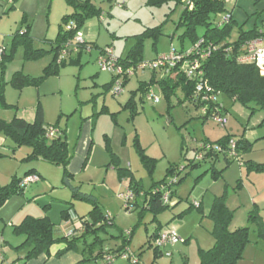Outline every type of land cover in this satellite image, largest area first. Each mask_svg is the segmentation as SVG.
I'll return each instance as SVG.
<instances>
[{
  "label": "rangeland",
  "instance_id": "1",
  "mask_svg": "<svg viewBox=\"0 0 264 264\" xmlns=\"http://www.w3.org/2000/svg\"><path fill=\"white\" fill-rule=\"evenodd\" d=\"M91 1L101 8L102 14L88 19L79 29L84 40L91 42L88 43L90 53L87 50L81 53L79 65L67 64L38 86H25L22 93L10 84L11 75L21 70L33 77L40 76L52 54L24 60L23 48L18 46L4 71L0 67V86L3 84V89L7 90V101L15 105L40 103L45 122H57L65 129L71 154L66 166L70 175L65 177L61 166L32 161L37 162L33 167L42 178L25 185L22 195L11 196L0 207V264H12L20 255L15 247L24 236L14 233L13 226L21 222L25 213L33 217L47 215L53 223V235L61 237L74 232L77 223L80 224L81 218L95 205L102 213L112 216L113 224L104 223V230L97 231L102 241L92 245L93 254L100 249L118 248L128 239V231H132L126 247L139 257V264H199V248L206 250L214 241L213 221L208 214L214 198L222 195L228 209L233 211L229 229L249 226V242L236 264H264V239L257 234L256 222L249 220V213L257 208L264 224V172L250 170L245 163L250 159L264 162V109L250 113L239 102L221 94L218 100L227 112L223 114L226 124L220 126L212 117L204 118L202 109L187 100L183 83L166 94L158 82H152L151 90L158 101L151 103L139 89L134 98L137 113L133 116L131 109L123 107L124 103L139 82L148 81L152 71L147 69L130 76L122 92L113 95V84L107 86L112 74L101 71L97 65L99 48L110 47L115 56L123 57L140 42L142 61L167 54L171 49L188 50L192 44L178 22L189 0H162L159 4H154L157 0ZM226 9L234 21L229 41L235 40L239 28L248 30L255 23H264V0H230ZM72 12L73 8L65 0H13L12 3L0 0V46H7L16 31L28 30L33 47L48 50L50 40L57 37L62 17ZM159 29L161 33L155 34ZM202 31L201 27L196 30L198 35ZM71 41L74 44L73 38ZM73 55L77 57L78 53ZM156 75L155 81L163 77L159 70ZM177 76L175 71L173 78ZM4 107L8 108L0 104V111L6 110ZM227 133L234 137L243 135L252 142L251 149L242 154V163L234 159L226 164L220 155L214 161V168L223 171L216 178L209 170V162L201 161L195 168L189 166L200 142L215 141ZM136 139L147 158L143 159L137 151ZM15 151L9 159L0 160V185L10 181L12 174H6L5 170L19 166L18 162L29 148L23 146ZM173 164L175 173L167 175V168ZM17 170L23 173L21 168ZM172 177H176L177 182L171 186L173 195L169 207L157 214L156 220L148 210L140 216L139 205L131 204L125 209L131 180H140L141 188L148 190L152 183ZM137 197L140 204L142 196ZM13 218L15 222L10 225ZM156 228L159 232L173 229L181 238L173 247L161 249L168 250L170 255L163 253L155 258L153 240L150 241L149 236ZM93 237L90 234L87 243L92 242ZM104 261L98 258L85 264H105ZM112 264L133 263L118 257Z\"/></svg>",
  "mask_w": 264,
  "mask_h": 264
},
{
  "label": "trees",
  "instance_id": "2",
  "mask_svg": "<svg viewBox=\"0 0 264 264\" xmlns=\"http://www.w3.org/2000/svg\"><path fill=\"white\" fill-rule=\"evenodd\" d=\"M161 1L162 0H157L154 4H159ZM65 2L73 8V12L62 17L57 37L55 40L50 41V49L34 48L32 38L28 35V30L23 32L16 31L11 36L7 46H4L0 58V67L2 69L5 68L6 63L13 58L14 52L18 46L23 48L24 60L38 59L49 52L52 54L51 61L44 67L43 73L38 77L27 75L21 70L15 71L10 79V84L14 88L20 90L27 85L38 86L47 77L57 75L60 68L65 65H79V56L84 49H86V45H88L86 41L82 45H76L77 49L75 52L78 53V56L72 62H67L65 57L58 62V56L63 50H67L66 54L73 51L74 48L71 38L75 35L76 30H79L88 19L94 16L99 17L102 14V10L95 6L91 0H65ZM227 3L228 1L225 0H189L187 6L181 12L178 24L182 25L184 28L183 35L190 39L192 46L200 40L202 41L198 46L199 50H206L208 46H211L209 54L201 60L200 69L202 70L201 76L203 80L208 83L214 93L219 92V95L223 94L239 102L252 113L255 109H264V75L260 74L253 63H239L237 58L243 51V42L255 37L260 30H263L264 23H261V25L255 23L253 27L248 30L239 28L235 40L229 41L228 39L231 36L234 21L231 12L226 9ZM225 14L230 15V19L227 23L220 24V19ZM70 20L71 23L68 24ZM70 24L74 25V27L67 29L66 26ZM63 25H66L64 30ZM198 27L203 29L202 34H197L196 30ZM160 33V29L155 32V34ZM141 50V43L136 42L126 56H118V59L124 67H135V65L142 61ZM155 71L156 70H153L152 72ZM111 76L112 79L111 82L107 84L108 87L113 84L115 78L114 75ZM129 78L130 76L123 78L122 86L126 84ZM151 78V81L148 83L139 82L137 89L132 91V96L124 103L123 107L131 109L133 116L137 113L134 107V98L137 91L140 89L142 94H146L152 82H158L166 94H169L175 85L183 83L185 85L187 100H190L197 109L201 108L202 116L206 119L213 114L225 116L223 114L227 112L224 105L218 100L219 95L216 96L213 101L200 100L194 93L196 82L186 78L183 73L178 72L176 78H171L167 74L158 81H155L154 74ZM0 104L6 105L3 96V86L0 87ZM49 126L57 130L53 137L46 136V128ZM0 135L10 142L9 145L11 146L12 152L23 146L29 148V152L21 161L30 163L39 159L63 167L64 177L70 175L66 170L71 154L66 140L65 129L60 128L57 122L45 124L43 121L42 109L39 104L36 107L35 119L32 122H27L17 117H13L10 121L0 119ZM231 140L234 142V151L239 158V162L242 163L240 160L242 154L251 149L252 142L247 140L243 135L234 137V135L227 133L215 141L204 140L201 145H197L194 149L195 159L189 161V166L195 168L200 165L201 161L209 162L211 164L209 168L211 174L214 178L218 177L223 170H216L214 168V161H217L220 155L223 156L226 164L234 160V158L228 155V151L230 150L229 142ZM207 143L211 144V146L217 145L221 150H216L211 146L207 148ZM136 148L143 159L147 158L143 149L137 144V139ZM199 155H201V157L198 159L197 157ZM245 163L250 170L264 172V162L259 163L247 160ZM175 171L176 166L174 164L170 165L167 168V175H172ZM35 172V169H29L22 177L12 176L7 184L0 185V207H2L11 196L15 194L22 195L25 186L20 185V182L24 177L33 175ZM37 177L39 178L38 175ZM172 179L173 181L171 182ZM172 179H162L161 181L154 182L148 190H143L141 188L140 180H131L128 191L131 193L132 197L126 202L127 204L125 203V209H129L131 204L139 205L141 206L139 212L140 216H142L145 210H148L153 213V220H156V215L166 207H169V202L164 203L162 196L167 192L170 200L173 195L171 186L176 183L177 180L176 177H172ZM141 191L142 194H140ZM137 196H142L140 204L137 201ZM199 206L198 204L196 207L199 208ZM256 210L257 208H254V210L249 213V220L256 222L257 234L260 238L264 239V224ZM181 214L182 213L179 215ZM208 217L213 221L211 235L214 241L212 246L206 250L199 248V264H236L237 261L242 258L243 249L249 242V226L238 227L233 230L229 229V225L233 218V211L228 209L224 195L214 198ZM112 220L109 214L102 213L100 208L95 205L92 210L88 212L86 217L81 218V229L78 228L79 226H76L74 232L66 236L55 237L53 235V223L48 216L33 217L27 215L19 224L13 226L14 233L24 236L23 241L15 247L23 251L24 254L21 258H17L12 264H19L17 261H20V264H25L28 260L37 258L41 254L48 256L50 254V247L55 244L65 245L64 248L56 253L57 256L70 250L80 249L83 255L82 260L76 264H85L88 260L96 261L98 258L105 259L106 255H112L115 260L128 252L126 245L132 231L127 233L129 234L128 239H124L123 243L118 248L100 249L97 254H93L91 251L92 245L96 242L101 243L102 241L99 239L97 231L104 230V223L113 224ZM93 222H99L100 224L95 226ZM160 226L161 225H158L159 228ZM159 228H156L149 236L150 241L157 235ZM90 234H93L94 237L92 242L87 243V237ZM166 251L168 250L162 251L154 246L155 258ZM86 252L89 255L88 257H86ZM104 262L105 264H112V262H107L106 260Z\"/></svg>",
  "mask_w": 264,
  "mask_h": 264
},
{
  "label": "built area",
  "instance_id": "3",
  "mask_svg": "<svg viewBox=\"0 0 264 264\" xmlns=\"http://www.w3.org/2000/svg\"><path fill=\"white\" fill-rule=\"evenodd\" d=\"M6 2L12 3L13 0H4ZM230 1V0H225ZM230 19V15L225 14L220 19V24L227 23ZM219 24V25H220ZM74 27V25L70 24L66 26L67 29ZM200 40L198 43L194 44L191 48L186 51L177 52L174 49L167 54L159 55L158 57L149 60V61H140L137 65L124 67L123 64L119 61L118 57L115 56L113 50L110 47H106L100 51V55L97 57V65L101 71H105L111 73L115 76L113 81V95L120 94L122 92V80L124 77L132 76L137 72H144L145 70H159L162 72V75H169L172 72H180L183 75L196 82L195 86V95L199 97L201 100H215V97L220 93L213 91V89L208 85V83L202 78V70L200 69L201 60H203L210 51L211 46H208L206 50H199L198 46L201 43ZM73 51H76V45H82L85 43L83 38V34L80 30H76L75 35L73 36ZM4 46H0V58L3 52ZM242 53L238 56L237 61L239 63H253L257 69L259 70L261 75H264V29L260 30L258 34L243 42L242 45ZM86 50H90V46L86 45ZM67 50H63L58 56V62L63 60L66 55ZM177 68V69H176ZM147 99L150 100L151 103L157 102L158 98L154 95L152 90L147 91ZM212 119L215 123L220 126H224L226 124V117L213 114ZM57 130L53 127L46 128V136L53 137L56 134ZM200 145L202 142L199 143ZM208 144V143H207ZM211 144H208L207 148H209ZM230 150L228 151V155L235 160L239 161L237 154L234 151V142L231 140L229 142ZM212 148L216 150H221L219 146L212 145ZM201 155L197 158L199 159ZM38 180L37 175H29L22 179L20 185L25 186L28 183L35 182ZM173 179L171 180V182ZM132 195L128 191L127 196L125 197V203L131 199ZM163 202H169L168 193H164L162 196ZM127 204V203H126ZM125 204V207H126ZM129 232V231H128ZM153 245L158 248H166L167 246H173L179 241L181 238L177 235V233L173 229H167L162 232H158L155 237L152 238ZM165 254L170 255L169 251H166ZM122 258H128L133 264H139V259L134 254L127 252L124 253ZM105 260L107 262H113L114 258L112 255H106Z\"/></svg>",
  "mask_w": 264,
  "mask_h": 264
},
{
  "label": "crops",
  "instance_id": "4",
  "mask_svg": "<svg viewBox=\"0 0 264 264\" xmlns=\"http://www.w3.org/2000/svg\"><path fill=\"white\" fill-rule=\"evenodd\" d=\"M44 40V39H43ZM48 42H49V39H46ZM51 41V40H50ZM87 42V41H86ZM88 43H91V42H88ZM94 44V43H93ZM97 45H95L96 47ZM99 47V46H97ZM86 49H84L85 51ZM91 50V48H90ZM90 50H87V52L90 53ZM100 51L101 49L99 48V54H100ZM74 53H77L75 51H72L70 52V54L68 53L67 56H65V60L67 61H70L72 62L73 60L76 59V57L73 55ZM83 53V52H82ZM80 60H81V57H80ZM146 71V70H145ZM144 71V72H145ZM150 71H153V70H150ZM157 71V70H156ZM156 71L155 72H152L150 78L147 80H144L146 83L150 82L151 81V77L152 75L154 74L155 76V79H157V75H156ZM142 72V73H144ZM138 73V72H137ZM160 73L162 74V72L160 71ZM135 75V74H134ZM163 76V75H162ZM169 77L173 78L174 77V72H172L171 74L168 75ZM159 77V76H158ZM161 78V77H160ZM130 79V78H129ZM142 81V82H144ZM3 86V84L1 85ZM0 86V87H1ZM24 88V87H23ZM23 88H21L19 90V93H22L23 91ZM148 90H151V85H150V88ZM3 96H4V100L6 102V105L8 106L7 107H4L6 110H2L0 111V119L1 120H4V121H10L13 117H17V118H21V119H24L25 121L27 122H32L34 119H35V114H36V107L37 105H35L34 103H28L27 105H15L14 103H10L9 101H7V90L5 88V90L3 89ZM144 98L147 99V92L146 94L144 95ZM19 103V102H17ZM40 105V103H39ZM11 106V107H10ZM10 107V108H9ZM41 109H42V115H43V121L45 124H47L45 122V113H44V110L42 108V106L40 105ZM9 109V110H7ZM10 142H8L7 139H5L2 135H0V154L2 155L1 157H4V158H1L0 157V160L1 159H9V157H12L16 151L14 152H11L12 155H9L10 151L12 150L11 149V146L9 145ZM17 150V149H16ZM29 152V151H28ZM27 152V153H28ZM27 153H23V157L26 156ZM22 157V158H23ZM39 160V159H38ZM251 160V159H250ZM42 161V160H40ZM251 161H254V160H251ZM256 162V161H254ZM21 163V164H20ZM20 163L18 162L17 165L19 166H15L14 168L12 169H7L5 170L6 171V174H12V176H16V177H22L24 175V173L29 170V169H35L33 166H36L35 164H37V162H32V163H28V162H24V161H20ZM260 163V162H259ZM28 166V167H27ZM19 168H21L22 170V174H20L19 170H17ZM15 170L14 172V175H13V171ZM35 174L34 175H38L39 178H42L41 175H40V172H38L36 169H35ZM37 180V181H38ZM35 181V182H37ZM28 185V184H27ZM29 212V211H27ZM27 214H30V213H25V215L22 216V218L20 220H22L25 216H27ZM16 215L18 216L19 213H16ZM28 216H31V215H28ZM43 216H47V215H43ZM42 215H38V217H43ZM111 216V215H110ZM112 217V216H111ZM3 218H6V217H3ZM15 222V219L13 218L12 221H10V225H13V223ZM80 223V222H79ZM77 226H79L78 228L81 229V225L77 223ZM23 241V240H22ZM21 241V242H22ZM20 244V243H19ZM64 244H55V245H52L50 247V254L48 256H46L45 254H41L39 255L37 258H34V259H30L28 260L25 264H76L77 262H79L80 260H82V253L80 251V249H76V250H70V251H67L63 254H61L60 256H57L56 253L61 250L62 248H64ZM173 247V246H172ZM23 251H20V255L18 256V258H21L23 256ZM19 264H20V261H17Z\"/></svg>",
  "mask_w": 264,
  "mask_h": 264
}]
</instances>
